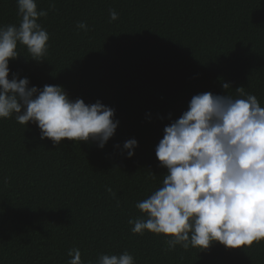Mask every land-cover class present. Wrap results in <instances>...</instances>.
<instances>
[{
  "label": "trees",
  "instance_id": "1",
  "mask_svg": "<svg viewBox=\"0 0 264 264\" xmlns=\"http://www.w3.org/2000/svg\"><path fill=\"white\" fill-rule=\"evenodd\" d=\"M36 3L48 13L37 20L49 35L47 54L36 61L18 43L8 79L99 101L119 123L100 148L92 140L54 144L33 122L0 118V264H68L73 248L83 264L124 251L135 264H264V239L236 249L214 241L206 250H168L171 237L134 234L128 223L147 219L136 204L167 174L155 148L194 95L246 98L235 91L243 87L264 107V0ZM21 20L17 0H0V27ZM133 138L129 158L123 144Z\"/></svg>",
  "mask_w": 264,
  "mask_h": 264
},
{
  "label": "clouds",
  "instance_id": "2",
  "mask_svg": "<svg viewBox=\"0 0 264 264\" xmlns=\"http://www.w3.org/2000/svg\"><path fill=\"white\" fill-rule=\"evenodd\" d=\"M17 8L22 17L19 26L0 27V118L15 114L21 125L33 122L41 139L50 138L54 144L65 138L92 140L103 148L119 123L113 118L114 109L99 101H72L58 85L40 90L29 87L27 78L8 79V63L18 56V43L36 61L48 51L49 35L37 22L47 11H38L36 0H17ZM109 17L115 21L118 14L109 10ZM77 27L87 31L83 22ZM222 87L228 90L230 85ZM235 91L246 98L211 92L194 95L188 110L164 128L155 154L167 174L162 187L136 204L147 219L128 221L134 224V234L147 230L171 237L166 240L168 250L177 245L206 250L214 241L236 249L264 239V107L243 87ZM135 147L134 138L123 144L129 158ZM68 255L72 257L68 264H83L79 249ZM97 264L135 261L124 251L101 255Z\"/></svg>",
  "mask_w": 264,
  "mask_h": 264
}]
</instances>
